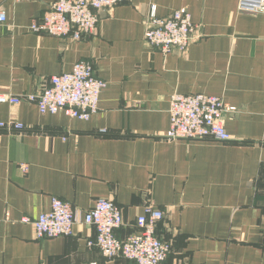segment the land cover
Masks as SVG:
<instances>
[{
  "label": "crops",
  "instance_id": "crops-1",
  "mask_svg": "<svg viewBox=\"0 0 264 264\" xmlns=\"http://www.w3.org/2000/svg\"><path fill=\"white\" fill-rule=\"evenodd\" d=\"M55 0H0V93H37L79 61L107 86L86 121L34 104H0V264H134L105 259L73 235L36 238L31 224L53 197L86 211L99 198L117 205L122 240L153 204L163 212L156 236L166 264H264V11L239 0H128L100 12L81 41L34 34ZM185 9L198 26L184 53L165 56L143 40L152 10ZM215 96L237 109L223 123L228 142L167 140L172 94ZM25 166V169L22 168Z\"/></svg>",
  "mask_w": 264,
  "mask_h": 264
},
{
  "label": "built area",
  "instance_id": "built-area-1",
  "mask_svg": "<svg viewBox=\"0 0 264 264\" xmlns=\"http://www.w3.org/2000/svg\"><path fill=\"white\" fill-rule=\"evenodd\" d=\"M127 1L55 0L44 16L31 20L28 31L81 41L95 32L100 12L112 10ZM238 9L247 14L262 13L264 0H239ZM6 20L0 11V24ZM197 28L185 9L174 11L165 18L156 16L152 10L145 21L143 40L163 56L172 52L184 53L194 40ZM106 86V82L96 76L90 62L79 61L70 72L50 77L37 93H0V104H34L43 115L64 112L86 121L97 111L100 95ZM236 113L235 107L215 96L174 93L169 98V129L164 137L172 141L228 142L231 136L226 132L223 120L225 115ZM0 128L10 133L28 130L24 125L12 122L1 123ZM163 217L159 208L146 205L136 218L137 231L120 240L114 232L123 226L122 213L112 201L99 198L90 209L82 211L53 197L48 212L24 222L32 225L38 239L68 237L73 235L77 225L92 226L95 236L87 241V246L97 248L103 258H124L134 264H166L170 246L156 236L157 224Z\"/></svg>",
  "mask_w": 264,
  "mask_h": 264
}]
</instances>
